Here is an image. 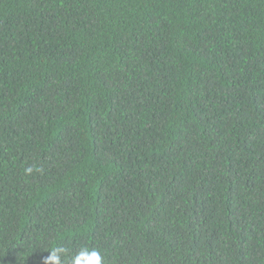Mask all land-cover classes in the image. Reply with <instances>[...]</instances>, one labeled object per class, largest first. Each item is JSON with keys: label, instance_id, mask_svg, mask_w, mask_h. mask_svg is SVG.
<instances>
[{"label": "trees", "instance_id": "trees-1", "mask_svg": "<svg viewBox=\"0 0 264 264\" xmlns=\"http://www.w3.org/2000/svg\"><path fill=\"white\" fill-rule=\"evenodd\" d=\"M58 246L264 264V0H0V264Z\"/></svg>", "mask_w": 264, "mask_h": 264}, {"label": "clouds", "instance_id": "clouds-1", "mask_svg": "<svg viewBox=\"0 0 264 264\" xmlns=\"http://www.w3.org/2000/svg\"><path fill=\"white\" fill-rule=\"evenodd\" d=\"M38 170V169H37ZM34 166L24 169L25 174H32ZM50 254L44 259L43 264H104L101 250L82 246L74 255L68 256L66 247L58 246L49 251Z\"/></svg>", "mask_w": 264, "mask_h": 264}]
</instances>
